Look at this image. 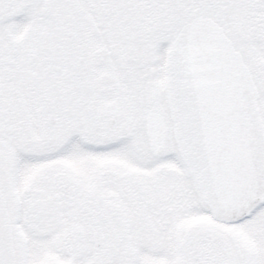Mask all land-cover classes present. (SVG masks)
<instances>
[{
    "label": "snow or ice",
    "instance_id": "6c2138e0",
    "mask_svg": "<svg viewBox=\"0 0 264 264\" xmlns=\"http://www.w3.org/2000/svg\"><path fill=\"white\" fill-rule=\"evenodd\" d=\"M0 264H264V0H0Z\"/></svg>",
    "mask_w": 264,
    "mask_h": 264
}]
</instances>
